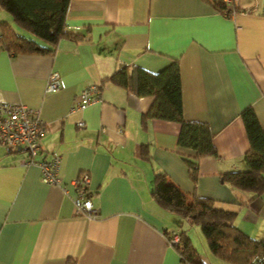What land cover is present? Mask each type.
Instances as JSON below:
<instances>
[{
	"label": "crops",
	"instance_id": "1",
	"mask_svg": "<svg viewBox=\"0 0 264 264\" xmlns=\"http://www.w3.org/2000/svg\"><path fill=\"white\" fill-rule=\"evenodd\" d=\"M234 6L225 16L205 0H70L66 28L82 40L63 38L51 55L0 46V100L35 111L46 126L37 158L61 159V185H48L37 167L21 164L23 151L0 145V264H187L166 237H189L194 225L153 200L159 174L188 200L208 197L236 211L235 226L264 239V193L242 205L251 193L220 179L244 169L240 112L252 107L264 127V0ZM174 59L183 117L207 124L217 152L199 161L195 183L177 152L178 124H143L153 99L102 82L122 66L158 72ZM52 73L59 88L47 92ZM89 86L99 100L73 111ZM81 174L95 217L73 204L71 181ZM206 254V264H227Z\"/></svg>",
	"mask_w": 264,
	"mask_h": 264
},
{
	"label": "trees",
	"instance_id": "2",
	"mask_svg": "<svg viewBox=\"0 0 264 264\" xmlns=\"http://www.w3.org/2000/svg\"><path fill=\"white\" fill-rule=\"evenodd\" d=\"M70 0H0L1 13H7L13 24L30 34L34 40L19 34L12 25L0 21V46L13 55H51L61 39L82 40V34L66 28L65 16ZM219 14L228 16L231 9L220 0H205ZM1 15V14H0ZM111 82L138 98H152L149 110L143 114V124L149 119L176 123L179 126L177 152L189 171L192 183L197 179L199 161L216 157L213 134L207 124L185 120L181 98L178 62L174 59L158 72L140 67H119L102 82ZM248 148L243 155L244 169L221 175L222 182L236 191L251 193L247 204L264 193V127L252 107L240 112ZM144 147L138 150L147 157ZM151 196L164 209L178 215L190 225L199 227L212 256L227 264H255L264 257V239L256 240L234 224L236 211L217 208L215 200L184 193L163 174L154 177ZM181 244L176 247L181 261L206 264L197 253L186 232H180Z\"/></svg>",
	"mask_w": 264,
	"mask_h": 264
},
{
	"label": "built area",
	"instance_id": "3",
	"mask_svg": "<svg viewBox=\"0 0 264 264\" xmlns=\"http://www.w3.org/2000/svg\"><path fill=\"white\" fill-rule=\"evenodd\" d=\"M220 1L231 9V13H234V5L237 0ZM58 88L59 76L56 73H52L47 83V92H54ZM78 98L73 111L83 110L89 104L99 100L97 86L85 88ZM78 126H82V123H79ZM45 130V124L35 111L22 104L8 103L0 100V145L9 151H23L25 158L21 160V164L37 167L43 183L61 185L59 177L60 156L53 155L49 159L37 158L40 152L38 142L43 137ZM88 182L89 179L86 174H81L78 178L71 181L76 190L73 204L77 214L95 217L97 213L92 209L89 199ZM166 238L167 243L171 246L177 247L181 244V236L177 232L168 233ZM254 263L264 264V257L258 258Z\"/></svg>",
	"mask_w": 264,
	"mask_h": 264
},
{
	"label": "rangeland",
	"instance_id": "4",
	"mask_svg": "<svg viewBox=\"0 0 264 264\" xmlns=\"http://www.w3.org/2000/svg\"><path fill=\"white\" fill-rule=\"evenodd\" d=\"M0 21H5L7 23H9L10 25L13 26V28L18 31L19 34H25V35H28L30 37H33L31 36L30 34L20 30L19 28H17L13 22H12V19L11 17L5 13V12H2L1 15H0ZM191 233H189V238L191 240V244L193 245V247L195 248V250L197 251V253L203 257L204 255H207L206 253H209L208 252V248H207V244H206V241L205 239L203 238L201 232H200V229L198 226L194 225L192 227V230H190ZM259 236V235H258ZM256 240H260V239H256Z\"/></svg>",
	"mask_w": 264,
	"mask_h": 264
}]
</instances>
